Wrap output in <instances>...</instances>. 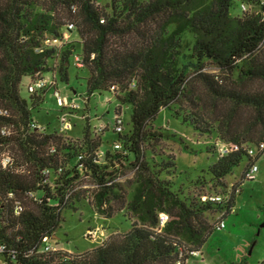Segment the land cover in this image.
<instances>
[{
  "label": "trees",
  "instance_id": "trees-1",
  "mask_svg": "<svg viewBox=\"0 0 264 264\" xmlns=\"http://www.w3.org/2000/svg\"><path fill=\"white\" fill-rule=\"evenodd\" d=\"M77 43V66L89 72L85 109L94 93L116 102L113 140L109 123L98 130L87 116L77 138L33 118L58 76L68 81ZM48 74L53 82L30 89ZM124 108L130 128L119 131ZM162 109L221 143L206 147H218L216 161L179 185L175 155L161 144L171 134L154 128ZM263 141L264 0H0V264H187L233 211L264 152L248 148ZM205 188L229 190L212 201ZM79 203L103 219L122 212L131 227L80 253L45 250Z\"/></svg>",
  "mask_w": 264,
  "mask_h": 264
},
{
  "label": "rangeland",
  "instance_id": "rangeland-1",
  "mask_svg": "<svg viewBox=\"0 0 264 264\" xmlns=\"http://www.w3.org/2000/svg\"><path fill=\"white\" fill-rule=\"evenodd\" d=\"M101 6H105L108 0H97ZM240 1L238 5L240 7ZM71 38H76L72 33ZM82 46L76 44V51L70 57L68 70V81H63L58 76L57 87L63 97H67L69 103L66 108L62 106L54 95L55 87L49 88L46 100L41 108L34 110L33 118L42 126L49 129H61L68 137L77 138L82 134V128L86 123L85 116L90 118L91 127L98 130L109 123V129L104 133L105 139L113 140L117 134L113 132L111 123L115 117L116 102L108 93H94L89 96L88 110L85 109L86 77L88 69L77 64L76 54L81 53ZM78 65V66H77ZM45 78L52 81L50 74ZM28 78L24 79L21 90L23 96H27L25 84ZM53 82V81H52ZM111 100V101H109ZM75 103L77 107L70 106ZM65 118L71 123V127L63 128L62 119ZM120 118L125 130L130 128V115L127 109H123ZM154 128L171 134L164 138L162 148L164 152L175 155L177 164V185L185 183L186 175L196 177L218 158V147L221 145L215 134L200 136L192 126L181 122L173 117L166 109H162L154 122ZM217 143L215 150L207 151L206 147L212 148ZM182 145L187 146L183 149ZM258 153L257 146H254ZM221 150V149H220ZM259 154V153H258ZM246 159L236 167L233 172L225 177L227 184L239 182ZM255 163L258 171L252 179L240 183L239 191L235 196L234 209L225 218L226 226L212 232L207 242L201 248V253L189 259L187 264H260L264 261V152L257 156ZM197 191L196 187H193ZM226 191L218 192L215 188H205L202 193L209 200L212 196H220L221 199L227 196ZM211 200V199H210ZM220 213L213 214L211 220H217ZM64 221L52 236L50 242L53 249L60 248L72 253H80L92 249L102 243L115 230L128 231L131 222L122 212L117 213L113 218L103 219L93 209L83 203L77 205V209L67 208L63 212ZM167 216L161 214L162 219ZM165 222V221H164Z\"/></svg>",
  "mask_w": 264,
  "mask_h": 264
},
{
  "label": "built area",
  "instance_id": "built-area-1",
  "mask_svg": "<svg viewBox=\"0 0 264 264\" xmlns=\"http://www.w3.org/2000/svg\"><path fill=\"white\" fill-rule=\"evenodd\" d=\"M70 27H72V25H70ZM76 62H77V64L78 63L79 64H82V62L80 61L79 57H76ZM50 82H51V80H49L47 78L39 79V80H37V82H35L32 85H30V89L32 90L34 88L42 87L44 85L49 84ZM54 95L57 97V99H58V101H59V103L61 105H63V106H67L68 105V103H69L68 98L66 96L65 97L62 96V94L60 93L59 88L57 86L54 89ZM70 106H72V108L73 107H77V105L75 103H71ZM62 124H63V126H62L63 128L71 127V123L68 120H66L65 118L62 119ZM122 126H123V124H122V120L120 118V119H118V127H117V130L121 131L122 130ZM61 130H62V128H61ZM115 147L119 148L120 147V144L119 143H116L115 144ZM221 149H222L223 152L226 153L229 149H231V146H229L227 144H223L221 146ZM257 149H258V152L264 149V141L261 142L258 145ZM248 153L250 155H252V156H255L257 154L254 147L248 148ZM9 161H10V157L6 156V157L3 158V163L4 164H7ZM257 171H258V166H257L256 163H254V164L251 165V167L249 168V170L246 172V177L247 178H253L254 175H255V173ZM204 199H207V198L204 197ZM209 199H211L212 201H221L222 200L220 196H212ZM19 209H20V207L17 206L16 207V210L18 211ZM164 221L165 220L162 219V223H164ZM220 226L221 227H225L226 226V222H225L224 219L220 221ZM46 240H47V238L45 239V241ZM1 249H2V246H0V250ZM44 249L45 250H49V249H53V247L51 246V244L48 241H46V244L44 246ZM192 253L193 254H197V252H195V251H193Z\"/></svg>",
  "mask_w": 264,
  "mask_h": 264
}]
</instances>
